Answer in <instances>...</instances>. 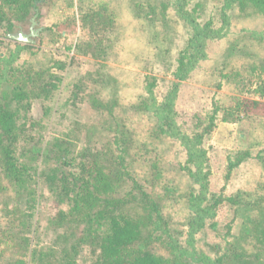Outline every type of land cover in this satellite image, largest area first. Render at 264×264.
<instances>
[{
    "label": "rangeland",
    "instance_id": "rangeland-1",
    "mask_svg": "<svg viewBox=\"0 0 264 264\" xmlns=\"http://www.w3.org/2000/svg\"><path fill=\"white\" fill-rule=\"evenodd\" d=\"M174 1L47 0L31 12L26 23L16 24L13 34H22L23 41L9 40L6 30L0 29V102L27 72L51 70L60 78L50 94H31L14 104L18 111L16 157L29 168L33 197L16 198L0 171V225L6 232L0 264L22 259L38 264L31 252L38 256L58 249L54 224L57 215L69 213L72 204L60 198L57 187L45 175L57 165L46 154L49 147L56 141L68 143L70 158L77 166L86 150L111 148L117 128L129 143L133 177L162 200L170 227L187 245L193 216L188 198L197 190L187 169L189 156L178 141L156 137L154 116L135 108L142 105V100L148 101L150 108L163 104L171 92L172 73L191 32L177 16ZM92 5L107 10L117 24L113 47L105 61L82 53L90 40L82 18ZM224 6L223 0H188L186 9L197 7L200 22L213 21L220 29ZM5 13L8 19L13 18V12ZM227 13L230 20L224 26V36L207 42V59L182 83L174 101L178 127L190 138L199 121L209 123L214 100L217 106L239 99L264 103L255 92L264 82V16L253 8L245 13L228 9ZM56 63L65 65V69L58 70ZM49 81L46 76L45 83ZM80 83L78 92L75 86ZM150 83L155 84L151 92ZM91 95H97L107 107L93 109ZM204 144L211 172L210 193L219 195L223 202L195 234L191 248L198 255L233 264L229 256L234 246L252 253L261 249L249 234L260 211L257 207H234L230 199L264 198V166L257 158L264 149V112H255L236 123L222 122L219 117ZM247 150L251 157L230 175V161ZM156 164L160 179L154 178L151 168ZM23 239L30 242V253L24 258ZM94 257L90 246H85L78 264H92Z\"/></svg>",
    "mask_w": 264,
    "mask_h": 264
},
{
    "label": "trees",
    "instance_id": "trees-1",
    "mask_svg": "<svg viewBox=\"0 0 264 264\" xmlns=\"http://www.w3.org/2000/svg\"><path fill=\"white\" fill-rule=\"evenodd\" d=\"M223 1L225 6L221 13L220 29L214 26L213 21L200 22L197 7L186 9L188 0L174 1L177 16L187 24L191 32L172 73L174 83L171 92L163 104L150 108L148 101L142 100L141 106H135L154 116L156 137L163 136L178 141L189 156L187 169L197 190L194 189L188 198L193 216L188 224L187 245L181 243L179 234L170 227L164 215L162 200L133 177L128 160L129 143L117 128L114 132L115 143L111 148L86 150L81 153V162L77 166L75 159L70 158L72 151L68 143L56 141L49 147L46 154L57 165L50 174L45 175L57 187L60 198L69 199L72 207L69 213L60 212L57 215L54 225L58 249L38 256L36 252L29 254L30 242L23 239L21 248L23 247L24 254L21 257L29 254L38 264H78L81 251L85 246H90L95 256L92 264H224L222 259L213 260L198 255L191 248L195 234L207 218L214 217V211L223 202L219 195L210 193L211 172L209 165L207 167L209 158L204 143L211 137L219 117L222 122L236 123L243 118H250L255 112H264V103L239 99L231 101L229 105L217 106L214 100L209 123L199 121L192 138L178 127L173 109L182 83L189 80L200 63L207 59V42L224 36V26L229 25L230 20L227 10L245 13L248 8H253L264 16V0ZM46 2L47 0H0V29H5L8 39L12 41L16 24L26 23L31 12L39 4ZM5 10L13 12V18L8 19ZM82 21L90 32V40L82 53L95 60L105 61L117 33L114 16L103 7L92 5L83 14ZM56 68L64 70L65 65L56 63ZM46 76L50 79L49 83H45ZM56 81H60V78L52 74L51 70L27 72L18 85L13 87L11 94L0 102V171L19 200L32 198L33 192L30 188L32 181L29 168L20 164L16 157L18 111L14 104L22 103L31 94H50L52 88L56 87ZM154 87V83L149 84L150 92ZM81 88V83L75 86L78 92ZM255 92L264 99V82ZM89 100L92 108L97 111L107 107L97 95H91ZM250 157L248 150L236 155L229 164L230 175ZM257 158L264 166V149L258 153ZM74 167L76 171H73ZM151 168L154 178L160 179V167L156 164ZM230 203L234 207L258 208L259 219L253 221L249 234L261 249L252 253L239 245L234 246L229 259L233 264H264V198L252 201L237 197L235 200L230 199ZM22 226L24 229L27 227L26 221H22ZM5 233L0 225V250ZM10 264L27 262L22 259Z\"/></svg>",
    "mask_w": 264,
    "mask_h": 264
},
{
    "label": "water",
    "instance_id": "water-1",
    "mask_svg": "<svg viewBox=\"0 0 264 264\" xmlns=\"http://www.w3.org/2000/svg\"><path fill=\"white\" fill-rule=\"evenodd\" d=\"M11 38H12V40L18 41V42H21V40L23 41V39H21L22 38V34L11 36Z\"/></svg>",
    "mask_w": 264,
    "mask_h": 264
}]
</instances>
